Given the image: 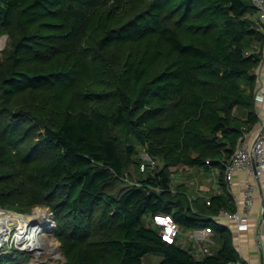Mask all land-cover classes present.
I'll use <instances>...</instances> for the list:
<instances>
[{
    "label": "trees",
    "instance_id": "obj_1",
    "mask_svg": "<svg viewBox=\"0 0 264 264\" xmlns=\"http://www.w3.org/2000/svg\"><path fill=\"white\" fill-rule=\"evenodd\" d=\"M2 36L1 208L47 207L63 264L240 259L212 217L237 209L225 165L259 123L264 25L252 0H0ZM144 152L154 170H140ZM183 165L220 169L223 192L208 204L174 188ZM159 213L184 231L211 226L220 248L199 257L163 240Z\"/></svg>",
    "mask_w": 264,
    "mask_h": 264
},
{
    "label": "crops",
    "instance_id": "obj_2",
    "mask_svg": "<svg viewBox=\"0 0 264 264\" xmlns=\"http://www.w3.org/2000/svg\"><path fill=\"white\" fill-rule=\"evenodd\" d=\"M257 78V91H256V112L259 116L258 127L262 122H264V102L261 97L264 96V65H260L254 71ZM255 127V128H256ZM255 128L249 131V135L246 138L247 144H251L256 136L255 132H252ZM184 168L186 173L195 171L198 172L202 178L206 179L204 182L186 180L182 173ZM174 183L178 178L179 184H183L184 189L191 194L193 199L198 197H203L209 199L214 194H220L223 192L222 185L219 181V173L216 172V168H212L209 171H204L200 168L181 166L174 167ZM178 174V175H176ZM246 180L251 181L254 184V204L249 210V227L247 229H239L235 221L225 219L223 220V225L229 227L233 232L234 244L238 249L239 253L244 260L249 262V264H263L264 260V177L259 178L253 174H249L245 169L238 170L230 184V193L233 195L237 201V206L241 212L244 211V200H243V188L244 182ZM173 187L179 185L176 183ZM193 194H195L193 196ZM190 230L184 231L178 239V243L182 239L186 246L184 248L193 251L197 256H202L200 251L197 249L195 244L189 237ZM220 248V243L215 241L211 249L216 252Z\"/></svg>",
    "mask_w": 264,
    "mask_h": 264
},
{
    "label": "built area",
    "instance_id": "obj_3",
    "mask_svg": "<svg viewBox=\"0 0 264 264\" xmlns=\"http://www.w3.org/2000/svg\"><path fill=\"white\" fill-rule=\"evenodd\" d=\"M252 1L258 9L259 18L264 25V0ZM260 65H264V53ZM261 100L264 102V96L261 97ZM252 132L256 133L254 141L250 145L247 144L246 138L249 132L244 133L230 160L225 165L224 178L227 181L229 191L231 181L238 170L245 169L249 174H253L256 177H264V122ZM142 157L143 160L140 163V170L142 172H146L148 169L154 170L160 164L158 159L151 157L146 152L143 153ZM207 162L210 163V161ZM125 180L128 179L125 178ZM243 200V212L239 210L238 206L233 212L221 210L217 215L212 217L213 221L223 225V220L228 219L235 221L240 230L247 229L249 227V210L254 204V184L249 180L244 182ZM207 203L210 204L209 199ZM235 203L238 205L236 200ZM151 221L153 225L159 228L162 239L169 243L177 242L184 232L171 214H156L152 217ZM189 237L202 255H212L214 253L211 247L215 244V233L211 226L192 229L189 232ZM227 264H248V262L241 256L240 259L228 262Z\"/></svg>",
    "mask_w": 264,
    "mask_h": 264
},
{
    "label": "rangeland",
    "instance_id": "obj_4",
    "mask_svg": "<svg viewBox=\"0 0 264 264\" xmlns=\"http://www.w3.org/2000/svg\"><path fill=\"white\" fill-rule=\"evenodd\" d=\"M7 43V36H2L0 38V50L4 48V46ZM216 172L219 173L220 169L216 168ZM182 173L184 175V179L186 180H194L199 182H204V178H202L201 175H199L198 172L192 171L189 173H186L184 168L182 169ZM178 175V174H176ZM182 179V178H181ZM178 178L174 185L179 184ZM176 188V186H175ZM195 194H193L194 196ZM3 209V208H2ZM9 210V209H8ZM17 214L22 215H29L33 216L34 218L39 217V219H34L35 221H43L45 222L42 225V230L38 234V236L32 241V246H29L30 243H23V241L20 240V238L17 236V234L21 233L19 232L20 228L24 226V222L17 218L15 214H5L4 218L0 219V225L7 230V234L4 235L5 240H0V253H12V251L16 248L19 249L27 256H30V262L29 264H63L65 258L61 253L60 250V242L56 238L53 230L55 228V222L53 219V216L49 209L45 206H35L31 213L23 214L19 213L15 210H9ZM37 213V215H36ZM41 213V214H40ZM187 239V237L185 238ZM182 239L180 241V244L182 246H186V243H184V240ZM153 258L157 259L159 261L161 257L158 255H152ZM249 264V262H248Z\"/></svg>",
    "mask_w": 264,
    "mask_h": 264
},
{
    "label": "bare ground",
    "instance_id": "obj_5",
    "mask_svg": "<svg viewBox=\"0 0 264 264\" xmlns=\"http://www.w3.org/2000/svg\"><path fill=\"white\" fill-rule=\"evenodd\" d=\"M5 214H10V215L15 214L18 219H20L24 222V226H22L19 230V232H21V233L17 234V236L20 238L21 241H23V243H27V244L30 243L29 246H32V241H34V239L38 236V234L42 230V225L45 222L35 221L34 219H39V217L34 218V215L29 216V215L17 214V213H14L12 211H9V210L2 209L0 207V219L7 216ZM36 215H37V213H36ZM7 233H8V231L7 230L5 231V229L0 225V240L4 241L5 240L4 235ZM2 234H4V235H2Z\"/></svg>",
    "mask_w": 264,
    "mask_h": 264
},
{
    "label": "water",
    "instance_id": "obj_6",
    "mask_svg": "<svg viewBox=\"0 0 264 264\" xmlns=\"http://www.w3.org/2000/svg\"><path fill=\"white\" fill-rule=\"evenodd\" d=\"M263 263H264V260H263Z\"/></svg>",
    "mask_w": 264,
    "mask_h": 264
}]
</instances>
